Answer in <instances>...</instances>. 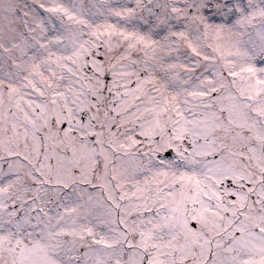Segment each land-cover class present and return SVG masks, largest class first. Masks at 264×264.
Instances as JSON below:
<instances>
[{"label":"snow or ice","instance_id":"obj_1","mask_svg":"<svg viewBox=\"0 0 264 264\" xmlns=\"http://www.w3.org/2000/svg\"><path fill=\"white\" fill-rule=\"evenodd\" d=\"M0 264H264V0H0Z\"/></svg>","mask_w":264,"mask_h":264}]
</instances>
